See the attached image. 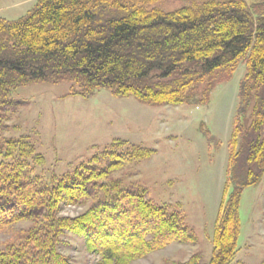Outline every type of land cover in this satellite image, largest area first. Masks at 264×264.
I'll use <instances>...</instances> for the list:
<instances>
[{
	"label": "trees",
	"instance_id": "trees-1",
	"mask_svg": "<svg viewBox=\"0 0 264 264\" xmlns=\"http://www.w3.org/2000/svg\"><path fill=\"white\" fill-rule=\"evenodd\" d=\"M187 1L165 9L162 0H38L18 19L0 17V104L14 86L74 81L85 92L105 87L154 106H206L242 61L226 146L231 191L215 218L209 263L226 264L240 233L241 193L264 171V0ZM6 143L0 147V230L40 221L5 242L0 264H73L57 250L64 231L82 235L100 264H128L171 242L193 241L181 217L143 191L112 193V186L97 183L121 155L104 167L83 165L44 181L32 174L31 161L40 158L30 146L20 139ZM136 147L138 158L148 157ZM89 198L93 204L84 213L58 215L63 202Z\"/></svg>",
	"mask_w": 264,
	"mask_h": 264
},
{
	"label": "rangeland",
	"instance_id": "rangeland-1",
	"mask_svg": "<svg viewBox=\"0 0 264 264\" xmlns=\"http://www.w3.org/2000/svg\"><path fill=\"white\" fill-rule=\"evenodd\" d=\"M37 1L0 0V17L18 19ZM186 2L162 0V6L171 9ZM243 74L241 61L228 81L215 86L206 106H154L105 87L85 92L74 81L14 86L0 104V147L12 139L27 143L40 158L31 161L32 174L44 181L83 165L104 167L106 160L114 162V155H121L97 183L112 186V193L122 187L143 191L147 200L179 215L193 239L171 242L128 264H177L192 257L194 264H209L215 218L222 197L231 191L226 146ZM135 146L142 155L147 150L148 157L138 158ZM92 204L90 198L63 202L58 215L75 217ZM238 207L240 233L226 264H264V171L256 185L243 189ZM39 221L22 220L1 229L0 249L16 232ZM60 238L57 250L73 264H100L82 235L64 231Z\"/></svg>",
	"mask_w": 264,
	"mask_h": 264
}]
</instances>
